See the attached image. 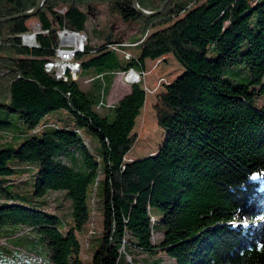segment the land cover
I'll use <instances>...</instances> for the list:
<instances>
[{
  "label": "trees",
  "instance_id": "1",
  "mask_svg": "<svg viewBox=\"0 0 264 264\" xmlns=\"http://www.w3.org/2000/svg\"><path fill=\"white\" fill-rule=\"evenodd\" d=\"M164 1L138 0L150 12ZM36 3L0 0V18L31 10ZM93 3L106 10L104 27L90 19ZM34 22L49 33L40 34L39 47L31 49L19 35ZM116 24L123 28L113 33ZM64 27L88 34L78 59L80 74L97 70L85 80H91L89 86H82L80 77L58 79L45 71L55 55L56 32ZM136 47L137 53L127 49ZM169 55L181 68L155 96L153 110L164 140L153 151L144 137L136 144L133 132L145 106L142 82L112 107H102L114 110V121L98 108L117 74L130 68L144 73L148 61ZM261 97L264 0H170L150 18L138 13L132 0H45L35 16L0 23V108L19 114L30 128L60 109L75 119L74 127L44 122L18 147L0 150V241L8 239L19 249L21 239L36 232L54 264H84L77 230L90 218L88 189L99 185L102 166L104 229L92 264H135L137 250L165 253V264H264V235L249 226H233L252 201L256 208L246 213L264 214ZM10 125L0 120V130L8 131ZM91 134L98 140L94 147ZM129 154L135 157L129 159ZM12 158L27 167L8 164ZM26 169L33 171L35 195L67 193L71 225L50 207L27 203L8 191L30 176H6ZM4 228L10 233L3 237ZM156 234L160 238L154 239ZM22 256L34 264L31 255Z\"/></svg>",
  "mask_w": 264,
  "mask_h": 264
},
{
  "label": "rangeland",
  "instance_id": "2",
  "mask_svg": "<svg viewBox=\"0 0 264 264\" xmlns=\"http://www.w3.org/2000/svg\"><path fill=\"white\" fill-rule=\"evenodd\" d=\"M89 12H90V19L93 24L101 27L105 26L106 10L103 5L93 3L90 5ZM122 28L123 26L121 24H116L113 28V33L119 31ZM71 32L80 33L86 35L87 37V40H85L84 49L75 52V56H76L75 62L80 64V69H78L79 70L78 72L77 71L75 72L76 74L74 78H73L74 72L69 68L66 72L68 74H66L65 77H60L59 76L60 72L63 73V69H65L63 68V66H65V62L59 61L60 66H57L58 71L56 69H53L52 72L47 71L46 64L49 62L57 61L58 58L60 59L59 52L61 49L74 50L75 45L78 42H77V38L71 35ZM48 33H49L48 30L41 29V25L39 22H34L32 24L31 29L27 32L21 33L19 35V38L21 40V44L24 47L34 49V48H38L40 45L38 41V36L40 34H48ZM28 35H30V37ZM33 37H36L35 40L36 44H34L32 41ZM56 40H57V46L55 47L54 50L55 55L45 63V71L47 73L53 74L58 79L78 81L80 77V84L82 86H89L91 80L87 81V84L85 83V80L93 77L97 73V70L95 68H91L80 74L81 61L78 59V55L85 51V48L88 44V40H89L88 34L85 31L71 30L69 28L64 27L56 32ZM125 46L128 45H124L123 47ZM127 49L132 51L133 53H137L139 51V48L137 47L127 48ZM180 68L181 66L176 61V59L172 55H169L164 60L160 59L159 61H153V62L148 61L147 68L144 71L146 72V75L141 78L140 82H128L125 78L126 72H128L129 70L134 69L139 71L136 68H130L126 72L117 74L114 79L112 88L109 92V95L107 97L102 95L101 102L99 105L100 108H98L99 112L103 115L108 116L110 122L114 121L115 119L114 110L102 108V107H105V105L108 108L112 107L113 105L118 103V101L122 97H124L127 93H129V91L131 90V86L133 84L142 82L144 89L146 91L145 107L144 109H142L140 115L136 119V124L133 132H136L138 134V140L136 144L144 137L146 138L145 142H148L149 145L153 146V151H156L164 140V132L162 131L163 129L158 127L157 120L155 118V112L153 110V104L155 103V96L160 90L163 89V87L167 83L171 82L175 78ZM234 69L238 70L239 67L235 66ZM54 71H57V74H55ZM227 74L230 77H234L233 73L230 70H227ZM178 75L179 74H177V76ZM260 101H261V105H263L264 97H261ZM3 119L10 121L11 125L8 131L0 130V150L18 147L20 143L25 139H27L30 134H33L34 132L41 130L42 129L41 125L44 122L56 121L58 125L61 127L65 125L74 127L75 125V119L72 113L66 109H60L51 112L47 117L41 120L39 126H37L36 128H30L28 125H26L20 118L19 114L10 113L0 108V120ZM155 128L158 131H156ZM88 136L91 140L92 147L96 146L98 144L97 138L92 134ZM2 139H5V141H3ZM136 144L134 149L136 148ZM134 149L132 150L131 153H133ZM130 155L131 154H129V156ZM132 155L128 158L129 159L133 158ZM13 163H16L17 165H21L22 169L26 168L28 165L26 163H19L15 158H12L8 161V164L10 165ZM32 172H33L32 170L26 169L21 171H14V173H12L11 175L6 176L12 180H17V178L20 177L21 175H24V173H28V175L30 176L29 178L28 177L26 178L27 181H25L24 183L8 186V191L14 194L15 196L20 197V199H22L27 203H37L38 205L41 206L50 207L51 211H56L65 220V225H71L73 223L71 198L67 195L65 191L50 190L47 191L42 196L35 195L34 177H32L33 175ZM4 177L5 176H2V178ZM103 180H104V172H103V167L101 166L99 177L97 179V184L99 185L93 184L88 189L87 201L91 213L90 218L83 225L81 230H77V236L83 248L82 257L84 264H92V256L96 251V249L99 247L102 238V233L104 229L103 186H102ZM255 208H256V203L252 201L248 205L246 212L247 211L251 212ZM246 212L238 214V218L236 222L233 223V226H249L253 228L254 233L256 235H264V214L259 216H251ZM12 228H15L16 231L25 230V228H23L22 226H15ZM8 233L10 232H7L4 228L2 231V236L4 237ZM160 236H161L160 234H156L154 236V239H158L160 238ZM0 243L7 248L13 249L11 253H7L6 250L0 247V264H19L20 258L23 257L22 255L24 253L25 254L30 253L29 250L36 251L43 259V264H54L51 259L50 250L47 244L42 241L41 236L36 232H30L28 235L24 236L20 242L22 248L19 249L13 248L12 245L10 244L11 242L8 239L7 240L2 239ZM124 247L125 246L123 244L122 250H124ZM14 249L19 251H15ZM22 249H24L23 250L24 253L21 252ZM133 256L135 258V264H165V260H167V254L165 253H153V252L140 251V250L135 251L133 253ZM128 260L130 261L131 259L128 257ZM33 262L34 264L36 263L35 260Z\"/></svg>",
  "mask_w": 264,
  "mask_h": 264
},
{
  "label": "built area",
  "instance_id": "3",
  "mask_svg": "<svg viewBox=\"0 0 264 264\" xmlns=\"http://www.w3.org/2000/svg\"><path fill=\"white\" fill-rule=\"evenodd\" d=\"M71 35L75 36L77 38V42H78L75 45L74 50L73 49L72 50L71 49H61L59 52L60 59L58 58L57 61L49 62L46 64V69L48 72H52L53 69L57 70V66H60L59 61L65 62V66H63V68H65V69H63V71H66L67 63L69 61H75V58H76L75 52L81 51L84 49L85 40H87L86 35L76 33V32H71ZM28 36L30 37V35H28ZM35 40H36V37H33L32 41L34 44H36ZM113 48L117 49V48H115V46ZM126 57L129 58L130 54L126 53ZM57 71H54V73L57 74ZM145 75H146V72L137 73V70L131 69L128 72H126L125 78L128 82H140L141 78L144 77ZM59 76L61 77V72H60ZM26 254L31 255L35 260H38V261L42 262V264H43V260L39 256L34 255V254H30V253H26Z\"/></svg>",
  "mask_w": 264,
  "mask_h": 264
},
{
  "label": "water",
  "instance_id": "4",
  "mask_svg": "<svg viewBox=\"0 0 264 264\" xmlns=\"http://www.w3.org/2000/svg\"><path fill=\"white\" fill-rule=\"evenodd\" d=\"M45 0H38L37 1V5L34 9L30 10V11H27V12H24V13H21L19 15H16V16H12V17H8V18H0V22H6V21H10V20H14V19H18V18H21V17H31V16H34L37 14V12L42 8L43 4H44ZM133 2V7L134 9L142 14L143 16L147 17V18H150L152 16H156L158 14H161L166 5L170 2V0H165L163 2V4L161 5V7L159 8V10L157 11H154V12H150V11H147L145 9H143L140 4L138 3V0H132Z\"/></svg>",
  "mask_w": 264,
  "mask_h": 264
},
{
  "label": "bare ground",
  "instance_id": "5",
  "mask_svg": "<svg viewBox=\"0 0 264 264\" xmlns=\"http://www.w3.org/2000/svg\"><path fill=\"white\" fill-rule=\"evenodd\" d=\"M68 68L70 69V70H72L73 72H74V75H73V78H74V76H75V72L77 71H79L78 69H80V64L79 63H77V62H75V61H69L68 63H67V66H66V71H63V73H61V77H65V75L66 74H68V73H66L67 72V70H68ZM81 72V71H80ZM70 73V72H69ZM138 73V72H137Z\"/></svg>",
  "mask_w": 264,
  "mask_h": 264
},
{
  "label": "crops",
  "instance_id": "6",
  "mask_svg": "<svg viewBox=\"0 0 264 264\" xmlns=\"http://www.w3.org/2000/svg\"><path fill=\"white\" fill-rule=\"evenodd\" d=\"M165 59H166V57H165ZM144 107H145V106H144ZM144 107H143V109H144ZM20 257H21V256H20ZM19 263H21V264H26V263H30V261H29L28 259L24 258V257H21Z\"/></svg>",
  "mask_w": 264,
  "mask_h": 264
}]
</instances>
